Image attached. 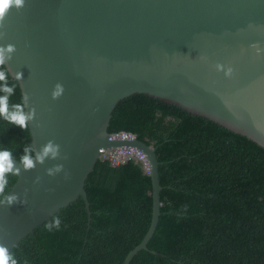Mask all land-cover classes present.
I'll return each mask as SVG.
<instances>
[{
	"label": "water",
	"instance_id": "water-1",
	"mask_svg": "<svg viewBox=\"0 0 264 264\" xmlns=\"http://www.w3.org/2000/svg\"><path fill=\"white\" fill-rule=\"evenodd\" d=\"M5 24L0 46L16 47L6 68L13 78L23 73L26 112L35 110L32 144L39 151L53 141L61 150V158L29 171L14 158L20 174L8 193L27 203L0 207V242L9 251L79 197L89 226L86 179L105 149L119 147L141 151L152 180L149 228L122 264L149 250L161 213L160 162L135 135L108 132L116 105L133 94L177 105L264 148V51L251 47L264 49V0H26ZM217 63L233 75L218 72ZM56 83L64 93L53 100ZM58 164L63 170L48 175Z\"/></svg>",
	"mask_w": 264,
	"mask_h": 264
},
{
	"label": "trees",
	"instance_id": "trees-1",
	"mask_svg": "<svg viewBox=\"0 0 264 264\" xmlns=\"http://www.w3.org/2000/svg\"><path fill=\"white\" fill-rule=\"evenodd\" d=\"M6 67V66H5ZM9 105L21 103L19 81ZM4 93H0L3 95ZM108 132L152 145L159 163L160 217L149 250L130 264H264V148L246 136L143 93L120 101ZM29 131L0 117V150L20 159ZM17 176L8 174V192ZM152 180L140 162L98 158L79 197L10 252L18 264H122L146 234ZM53 216L60 227L45 225ZM156 253H154V252Z\"/></svg>",
	"mask_w": 264,
	"mask_h": 264
},
{
	"label": "clouds",
	"instance_id": "clouds-1",
	"mask_svg": "<svg viewBox=\"0 0 264 264\" xmlns=\"http://www.w3.org/2000/svg\"><path fill=\"white\" fill-rule=\"evenodd\" d=\"M26 0H0V39H3L6 32L3 31L6 27L5 21L8 18L10 12L15 9L20 11L25 7ZM252 48L255 49L257 55H259L264 49L260 45L253 44ZM16 51L14 44H7L0 46V117H2L9 124L18 126L22 130H27L29 123L34 119L35 110L32 109L26 112L28 107V94L23 95L21 103L9 105V98L14 94L16 85H9L8 76L10 71L5 67L6 63L12 59V54ZM216 70L223 71L226 77L233 75V68L227 67L217 63L215 65ZM14 79L16 81H22L23 73L17 72ZM64 93V87L61 83L54 85L51 93L52 99L56 100L60 98ZM58 159L61 158L60 145L53 141H48L41 147L39 151L36 150L33 144H28L23 149V155L19 159V163L22 165L25 171L33 170L37 164H43L46 159ZM63 159H67L65 155ZM63 170V165L58 164L53 168L47 170L48 175H54ZM8 174L18 176L20 169L16 167V160L12 156V152L9 150H0V207H11L14 204H26L27 200H21L18 194H10L6 192V187L9 183ZM66 179L68 178L66 174ZM39 180V177L37 178ZM59 217L53 216L51 222L46 223L45 227L51 231L53 228L60 227ZM0 264H18V261L14 255L9 251L8 247L0 242Z\"/></svg>",
	"mask_w": 264,
	"mask_h": 264
},
{
	"label": "built area",
	"instance_id": "built-area-1",
	"mask_svg": "<svg viewBox=\"0 0 264 264\" xmlns=\"http://www.w3.org/2000/svg\"><path fill=\"white\" fill-rule=\"evenodd\" d=\"M134 135L129 132H120L114 138L119 139H131ZM101 158L107 159L112 165H119L126 163L128 160L133 159L136 162H140L146 172L149 173V166L145 155L133 147H119L116 149H105L100 155Z\"/></svg>",
	"mask_w": 264,
	"mask_h": 264
}]
</instances>
